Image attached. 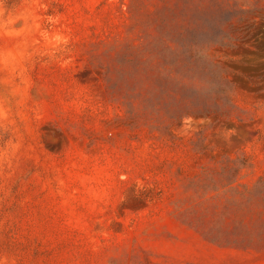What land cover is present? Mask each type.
<instances>
[{
  "label": "rangeland",
  "instance_id": "374dc122",
  "mask_svg": "<svg viewBox=\"0 0 264 264\" xmlns=\"http://www.w3.org/2000/svg\"><path fill=\"white\" fill-rule=\"evenodd\" d=\"M264 0H0V264H264Z\"/></svg>",
  "mask_w": 264,
  "mask_h": 264
},
{
  "label": "trees",
  "instance_id": "16d2710c",
  "mask_svg": "<svg viewBox=\"0 0 264 264\" xmlns=\"http://www.w3.org/2000/svg\"><path fill=\"white\" fill-rule=\"evenodd\" d=\"M262 180H264V179H262Z\"/></svg>",
  "mask_w": 264,
  "mask_h": 264
}]
</instances>
